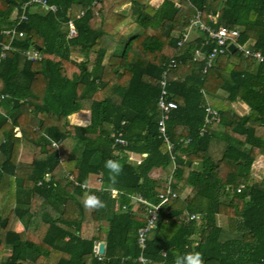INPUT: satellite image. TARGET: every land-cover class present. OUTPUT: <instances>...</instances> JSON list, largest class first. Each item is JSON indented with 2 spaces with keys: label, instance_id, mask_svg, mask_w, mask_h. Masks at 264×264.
Segmentation results:
<instances>
[{
  "label": "trees",
  "instance_id": "obj_1",
  "mask_svg": "<svg viewBox=\"0 0 264 264\" xmlns=\"http://www.w3.org/2000/svg\"><path fill=\"white\" fill-rule=\"evenodd\" d=\"M24 1L0 0V264H137L145 214L130 195L157 202L166 186L172 161L157 100L171 57L180 61L166 85L176 103L167 131L177 196L161 208L143 254L148 264H173L188 251L202 253L204 264H264V171H251L264 157V63L228 52L202 75L212 46L202 45L205 35L176 44L198 9L204 22L237 28L242 43L264 54V0H46L55 12L34 4L16 25L13 9ZM141 18L145 27L120 31ZM31 48L40 59L26 58ZM236 101L249 111L235 112ZM203 105L219 121L200 134ZM79 111L88 113L85 124L70 121ZM119 135L126 144L115 142ZM107 159L123 166L115 184ZM96 177L102 190L75 184ZM89 192L105 207L86 212ZM100 241L103 260L93 252Z\"/></svg>",
  "mask_w": 264,
  "mask_h": 264
},
{
  "label": "built area",
  "instance_id": "obj_2",
  "mask_svg": "<svg viewBox=\"0 0 264 264\" xmlns=\"http://www.w3.org/2000/svg\"><path fill=\"white\" fill-rule=\"evenodd\" d=\"M188 1V0H187ZM39 5L42 8H44L47 11L55 12L56 6L53 4H48L46 0H26L22 2L19 6H15L13 9V20L15 21V24H19L20 22L24 21L26 19V11L27 9L32 5ZM177 6H179L178 3H176ZM211 20V18H210ZM68 27H69V35L73 36L76 34L72 21H68ZM192 29H196L203 33L205 35V39L202 42V45H207L209 43L212 44L210 51L207 53V55L204 58V65L201 69V74L204 75L207 69L211 66L212 61L214 58L218 55H223L228 52H230L228 46L230 44L234 45V51H238L241 53L244 57L250 58L251 60L255 61L256 63H264V54L261 53L259 50L253 49L250 45H247L245 43H242L239 40L240 37V31L237 28H229L226 26H219L217 28L211 26L210 24H207L202 19V11L196 9L194 14L190 17L188 25L186 29L181 34L180 38L177 40V46L183 45L189 38L190 31ZM15 32V27L4 30L5 34H11L13 35ZM18 35L21 36L22 33L18 32ZM10 48L9 44H2V50L5 51ZM196 55L199 56V52L196 50ZM23 54L26 56L28 60H37L40 59V54L38 50L35 48H31L29 50H25ZM1 56L4 57L5 53L2 52ZM180 64V61H177L175 57H171L166 63H164V69L161 73L160 79H159V85H160V95L157 100V107L159 110V119H158V134L159 137L163 140V142L166 144V148L170 154L171 157V167L169 175L166 179V186L163 191L159 192L157 195V202H151L144 198L140 194L136 195H130L131 201L135 205L142 206L144 209V223L142 226H140L137 230V243L140 247V254L138 255L136 259L137 264H148L150 260L144 256L143 250L146 246V238L148 237L149 233L156 228L157 221H158V215L161 210V208L171 199L177 196V193L172 188V182H173V171L175 170V155H174V147L173 143L170 140V137L168 135L167 131V121L170 117L171 110L176 108V103L172 99H169L168 91L166 88L168 76L171 70L175 69ZM204 109V126L200 130V134H203L206 130L207 126H212L216 122L219 121L217 110L210 105H203ZM18 134V133H17ZM115 142H118L119 144H126L125 140L120 138L119 136H116ZM75 184L79 185L80 188H82L85 191L89 190H102L100 186L99 178L96 177V183H78L75 182ZM239 191V189H237ZM113 195L117 194L116 189L111 190ZM94 193V192H92ZM95 194V193H94ZM122 210L126 209V205L121 206ZM195 217V215H186V220H191ZM98 243L96 242L93 246V252L94 256L97 258V260H103L104 258V252L100 253L98 251ZM164 254V253H163Z\"/></svg>",
  "mask_w": 264,
  "mask_h": 264
},
{
  "label": "crops",
  "instance_id": "obj_3",
  "mask_svg": "<svg viewBox=\"0 0 264 264\" xmlns=\"http://www.w3.org/2000/svg\"><path fill=\"white\" fill-rule=\"evenodd\" d=\"M163 0H150L149 3L150 5L157 7L159 4H161ZM176 3L179 4V1L174 0ZM128 6V5H126ZM149 23V20L145 19V18H141L139 21H137L136 23H131L129 27H132L131 30H129L130 28L127 27L128 25H126L124 27V32L123 33H129L131 31H137V28H143L145 27L147 24ZM201 33L200 31L196 30V29H192L190 31V35L189 38L186 42H190L192 40H194L196 38V36L198 35V33ZM203 34V33H202ZM247 45H250L249 42H243ZM154 46H159L157 43L154 44ZM198 56V55H197ZM255 62V61H254ZM158 108V107H157ZM233 109L235 110V112H237L238 114H244L247 113L249 111L248 106L243 103L242 101H236L233 103ZM159 111V110H158ZM88 120V113L86 111H79L77 113H74L70 116V121L77 123V124H85ZM36 122H37V118L30 116V124L32 126H36ZM18 133V132H17ZM141 157H135L133 155L129 156V160L138 163L140 161ZM156 171V170H155ZM252 174L255 177H261L263 171H264V157L263 156H259L255 162L252 165ZM93 178V177H92ZM92 180V179H91ZM91 184H94V182H90ZM101 242V241H100Z\"/></svg>",
  "mask_w": 264,
  "mask_h": 264
},
{
  "label": "clouds",
  "instance_id": "obj_4",
  "mask_svg": "<svg viewBox=\"0 0 264 264\" xmlns=\"http://www.w3.org/2000/svg\"><path fill=\"white\" fill-rule=\"evenodd\" d=\"M104 167L109 172V181L112 184L116 183L117 177L122 173V164L113 159H107ZM83 206L88 210H98L105 207V203L97 195L92 192L87 193L82 201ZM173 264H204L202 253L199 251H188L182 254H178L173 261Z\"/></svg>",
  "mask_w": 264,
  "mask_h": 264
},
{
  "label": "rangeland",
  "instance_id": "obj_5",
  "mask_svg": "<svg viewBox=\"0 0 264 264\" xmlns=\"http://www.w3.org/2000/svg\"><path fill=\"white\" fill-rule=\"evenodd\" d=\"M130 24H131V23H127V24L121 25V27H120V31H121V32H124V27H125L126 25H128L127 27H129ZM129 28H130L129 30H131L132 27H129ZM212 152H213L215 155H217L218 152H219V147L214 146L213 149H212ZM151 174H152V176H154V177H158V176H160L162 173H161L159 170H156V171H153ZM86 212H89V210L86 209Z\"/></svg>",
  "mask_w": 264,
  "mask_h": 264
},
{
  "label": "water",
  "instance_id": "obj_6",
  "mask_svg": "<svg viewBox=\"0 0 264 264\" xmlns=\"http://www.w3.org/2000/svg\"><path fill=\"white\" fill-rule=\"evenodd\" d=\"M228 48H229L230 52H234V45L233 44H230L228 46ZM187 163H189V162L187 161ZM104 249H105V243L104 242H99L98 243V251L100 253H103L104 252Z\"/></svg>",
  "mask_w": 264,
  "mask_h": 264
}]
</instances>
